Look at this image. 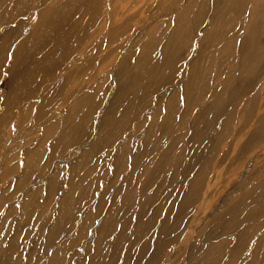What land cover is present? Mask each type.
Instances as JSON below:
<instances>
[{
    "label": "rangeland",
    "instance_id": "rangeland-1",
    "mask_svg": "<svg viewBox=\"0 0 264 264\" xmlns=\"http://www.w3.org/2000/svg\"><path fill=\"white\" fill-rule=\"evenodd\" d=\"M0 3V264H264V0Z\"/></svg>",
    "mask_w": 264,
    "mask_h": 264
},
{
    "label": "bare ground",
    "instance_id": "bare-ground-1",
    "mask_svg": "<svg viewBox=\"0 0 264 264\" xmlns=\"http://www.w3.org/2000/svg\"><path fill=\"white\" fill-rule=\"evenodd\" d=\"M1 4V3H0ZM48 10V9H47ZM57 11V10H56ZM46 14H47V12H46ZM2 17V16H1ZM8 23V22H7ZM17 49V48H16ZM19 49V48H18ZM14 54V53H13ZM15 55V54H14ZM46 55V54H45ZM12 56V55H11ZM13 57V56H12ZM16 58V57H15ZM48 58V57H47ZM47 58H46V60H47ZM40 65V64H39ZM148 64H144L143 62H141V61H139L138 59H136V60H134V64L132 65V67L135 69V70H143V69H147L146 68V66H147ZM149 66V65H148ZM39 68H41V67H39ZM52 69V68H51ZM40 71V70H39ZM43 71V70H42ZM150 71H153V68L151 67L150 68ZM43 78V77H42ZM44 79V78H43ZM37 89V88H36ZM36 95V94H35ZM37 96V95H36ZM35 97V96H34ZM84 103V102H83ZM45 113V112H44ZM28 160H29V158H28ZM24 179V177L22 178V180Z\"/></svg>",
    "mask_w": 264,
    "mask_h": 264
}]
</instances>
